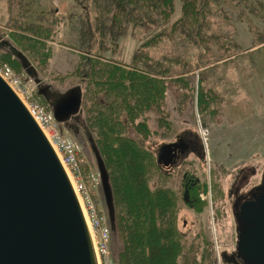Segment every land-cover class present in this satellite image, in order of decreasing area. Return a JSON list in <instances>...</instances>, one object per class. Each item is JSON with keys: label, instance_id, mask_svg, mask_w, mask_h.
<instances>
[{"label": "rangeland", "instance_id": "374dc122", "mask_svg": "<svg viewBox=\"0 0 264 264\" xmlns=\"http://www.w3.org/2000/svg\"><path fill=\"white\" fill-rule=\"evenodd\" d=\"M103 1L0 0V70L8 74L25 99L50 118V128L59 139L77 148L68 167L89 207L95 238L100 237L101 264H119L117 253L122 243L113 232L117 209L121 207L127 213L128 199L137 210L146 206L137 197L138 185L126 176L128 163H132L133 173L139 170L147 192L163 188V196L174 211L169 224L178 232L182 246L175 257L176 264H187L190 256L195 257L196 264H224L221 254L234 244L232 208L236 181L239 183L242 171L249 173L254 169L257 174L252 182L257 183L264 170V38L260 34L264 19L258 12L250 14L241 5L230 3L232 0H224L219 13L211 6L212 15L205 30L217 39H210L208 49L179 30L161 38L157 45L152 42L143 46L153 34L144 27L127 24L118 34L109 22L106 27L96 24ZM173 5L172 22L181 15V0H173ZM30 21L36 23L41 34L27 29ZM100 28L106 32L104 37L98 33ZM141 54L149 57L150 67L145 66L149 76L156 77L151 68L161 56L173 74L164 76L163 105L159 109L151 107L135 122L144 121L149 129L146 138L136 134L133 137L140 160L126 158L120 163L117 159L111 164L121 181L116 199L97 141L99 135L85 113L90 103L93 107L87 96L92 99V92L97 95L93 85H98V81L87 79V73L82 75V71L87 63L90 67L94 60L103 59L120 66L134 63L139 68ZM73 88L81 89V110L58 122L52 109ZM178 138L192 144L190 152L171 170H160L167 178L155 170H149L146 176L143 169L149 168L140 156L141 148L156 156L162 144ZM183 173L199 181L196 194L201 195V200L194 210L182 202L178 191ZM171 189L179 194V199L170 194ZM153 200L150 194L151 205ZM129 219L133 224L128 214ZM158 241L163 249L168 246L163 235ZM133 249L132 255L137 248ZM201 250L205 252L203 257Z\"/></svg>", "mask_w": 264, "mask_h": 264}, {"label": "trees", "instance_id": "16d2710c", "mask_svg": "<svg viewBox=\"0 0 264 264\" xmlns=\"http://www.w3.org/2000/svg\"><path fill=\"white\" fill-rule=\"evenodd\" d=\"M224 2V0H181V15L172 22L171 18L175 15L173 0H104L100 4L96 24L99 27L100 25L106 27L109 22L118 31V34L125 30L127 24L144 27L143 29H148L147 31H151L153 34L149 39L144 40L143 46H148L152 42V44L157 45L161 38H168L176 30H179L182 34L190 36L192 41L202 43L204 49H208L209 45L207 44H210V39L212 41L217 39L215 34H209V31L205 30L209 25L208 17L212 15L211 6L219 13L222 9L220 6L224 8ZM232 2L241 5L243 10L248 11L250 14L260 13V19H264V0H232L230 3ZM27 9L29 8L27 7ZM29 12L30 10L26 11V13ZM27 24L28 30L41 34L34 21ZM98 33L101 37L106 35L102 28L98 30ZM260 34L264 38V31H260ZM223 45L224 43H221L222 48H224ZM138 58L141 62L139 68L134 63L129 67L125 64L120 66L117 63L103 59L94 60L90 67L87 63V68L82 71V75L87 73V76H85L87 79L92 80V82L93 79L98 81V85H93L97 95L92 92V99H90L91 96H87L89 102L92 100L93 107L90 103L85 113L89 125H92L99 135L97 141L100 143V149L104 155V160H106L108 181L114 186L116 199L117 184L120 186L121 181L120 177L114 174L111 164L113 165L117 159L120 163L126 158L129 161L135 158L137 161L140 160L135 154L138 148L133 143L135 142L133 137L136 134L141 139L146 138L149 129L144 121L136 124L135 122L151 107L159 109L163 105V95L166 89L164 76L171 77L173 74L169 71L170 67L166 65L168 61L161 56L158 61H153L154 64L151 69L156 74L158 72L157 75L155 74L158 77L156 78L151 74L152 78L145 69V66L148 68L151 64L148 61L147 54H141ZM102 92H105V94H101ZM82 97L81 92V104ZM141 149L140 156L145 159V163H148L149 168L143 169L145 175L147 176L149 170L150 172L155 170L160 174L161 168L156 163V156H153L150 151L148 152L144 148ZM120 163L119 165H121ZM126 174L129 180L138 185L140 195L137 197L141 204L145 202L146 206L144 209L140 207L137 210L136 205L128 199L129 210H127V213L126 209L124 211L121 207L117 209L116 225L114 231H112L115 238L119 239V243H122L117 253L118 263L176 264L175 257L182 246L179 244L177 231L172 224H169L170 218L173 220L174 211L169 207L170 203L164 197L165 195L163 196V188L151 193L147 192L139 170L133 173L132 163H128ZM160 175L163 178L168 177L164 172H161ZM150 194L154 198L152 205L149 203ZM128 214L133 224L130 223V219L128 221ZM161 235L168 244L164 249L158 241ZM127 244L137 248L133 255L132 251L134 249L132 247L130 249ZM164 250H168V252ZM188 260L187 264H196L195 257L190 256Z\"/></svg>", "mask_w": 264, "mask_h": 264}, {"label": "water", "instance_id": "95a60500", "mask_svg": "<svg viewBox=\"0 0 264 264\" xmlns=\"http://www.w3.org/2000/svg\"><path fill=\"white\" fill-rule=\"evenodd\" d=\"M73 89L52 109L58 122L81 110L80 88ZM177 148L175 143L163 144L157 164L168 167ZM239 210L256 227L255 233H244L253 237L241 239L243 259L256 262L257 256L264 264V189L256 210L252 201ZM0 264H96L82 212L60 162L1 78Z\"/></svg>", "mask_w": 264, "mask_h": 264}, {"label": "flooded vegetation", "instance_id": "af4514ba", "mask_svg": "<svg viewBox=\"0 0 264 264\" xmlns=\"http://www.w3.org/2000/svg\"><path fill=\"white\" fill-rule=\"evenodd\" d=\"M171 143L177 144L178 148L176 151V157L171 165L168 166V168H164L166 170L174 168L178 161L185 157L186 153L190 152V147L192 144L189 141H186L183 138H178L176 141H173ZM162 169L163 167L160 166ZM252 174V175H251ZM257 173L253 170H250L249 173H246L245 171L241 172V178L239 183L236 181V190L234 191V202H233V208H232V218L234 221V244L233 248L229 250L228 252H224L221 254V258L224 257V264H259L261 261L258 259V257H254L256 262H250L243 259V255L240 252V243L241 239L244 237H253L254 235H244V233H255L256 227L253 228L252 222L249 219H243L241 217V212L239 210V206L244 201H252L254 202V210L257 209V204L259 202L260 197L262 196L263 189H264V170L261 173V177L257 183H253L252 179L256 178L255 175ZM254 177V178H253ZM181 184L182 186L179 187L178 191L180 190L181 199L182 202L190 206L192 210L195 209V206L200 205L201 195L196 194L198 191V185L199 181L196 177L183 173L181 176ZM186 192V197L184 196ZM171 195H178L179 194L174 193V191L171 189ZM187 223L184 220L183 221V227H186ZM233 225V223H232ZM178 233V232H177ZM256 240V239H255ZM204 250H201L199 252L200 257H203ZM203 252V253H202ZM256 251L252 250L251 254H255ZM256 254H258L256 252Z\"/></svg>", "mask_w": 264, "mask_h": 264}, {"label": "built area", "instance_id": "2783aa9c", "mask_svg": "<svg viewBox=\"0 0 264 264\" xmlns=\"http://www.w3.org/2000/svg\"><path fill=\"white\" fill-rule=\"evenodd\" d=\"M0 77L22 99L24 105L26 106L27 111L29 112V114L31 115V117L33 118V120L36 122V124L39 126V128L44 132V134H46V137H47L49 143L51 144V146L60 154L61 162L65 166H67V168L69 169V172L71 173L70 168L68 167V164H69V161L71 160L70 157H74L76 155L77 148L75 146H73L72 144L66 143V142L61 141L59 139V137L56 134V132L55 131L53 132V129L50 128V125L51 124L48 123L49 120H50V118H45L44 115L37 109V107L30 102V100L24 98V96L22 95V93L18 90V88L15 87V83L12 81V79L8 76V74L6 72H2L0 70ZM72 177H73V174H72ZM75 182H76V185L78 187V190L81 192V198H82V191H81V189L78 186L79 183L76 180H75ZM74 188H75V191L78 194V191H77V188H76L75 185H74ZM78 196H79V199L81 201V198H80V195L79 194H78ZM82 206H83V204H82ZM84 206H85V204H84ZM86 209H87V213H88L89 207L87 206ZM90 221H92V220L90 219ZM105 232H107V231H105ZM99 239H100V237L99 236H96L97 248H98V244H99ZM103 239L104 240H107V234H104L103 233ZM98 251H99V248H98ZM97 257H98L99 264H101L100 263V258H99V253H98V256Z\"/></svg>", "mask_w": 264, "mask_h": 264}, {"label": "bare ground", "instance_id": "6f19581e", "mask_svg": "<svg viewBox=\"0 0 264 264\" xmlns=\"http://www.w3.org/2000/svg\"><path fill=\"white\" fill-rule=\"evenodd\" d=\"M202 135H204L203 132H202ZM166 168H168V167H166ZM69 173H70V172H69ZM70 176H71V179H72L74 185L76 186L77 191H78V194L80 195V198H81V192L78 190V187H77V185H76V182H75L74 178L72 177V174H71V173H70ZM81 202H82L83 207H84V211H85L86 218H87V221H88V224H89V227H90V231H91L92 238H93L94 243H95L96 253H97V256H98V248H97V241H96V238H95V235H94V228L92 227V224H91V221H90L89 215H88V213H87V209H86V207L84 206V202H83L82 198H81ZM85 222H86V221H85ZM86 225H87V224H86ZM87 226H88V225H87Z\"/></svg>", "mask_w": 264, "mask_h": 264}]
</instances>
